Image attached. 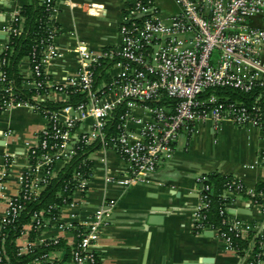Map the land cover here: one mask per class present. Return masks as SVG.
Masks as SVG:
<instances>
[{
    "label": "built area",
    "instance_id": "2783aa9c",
    "mask_svg": "<svg viewBox=\"0 0 264 264\" xmlns=\"http://www.w3.org/2000/svg\"><path fill=\"white\" fill-rule=\"evenodd\" d=\"M175 2L180 11L166 21L159 16L155 0H131L120 24L121 46L99 51L80 48L78 71L65 84L52 82L45 69V63L57 53L53 38L58 32L53 19L56 3H48L49 42L43 49L35 46L30 56L34 62L33 88L45 89V93L37 94L34 99L42 101L43 97L54 94L59 101L66 102L71 92H75L84 94L86 101L45 111L47 114L43 115L40 106L18 100L11 87L3 86L1 113L14 107H31L47 119V125L39 134L38 145L29 148L28 169L20 175V189L11 197L5 215L0 217V264H12L7 252L9 227L19 221L26 204L37 200L56 177V163H66L73 158L76 143L116 151L128 167L115 181L129 187L146 180L162 162L171 160L181 133L193 134L199 124L211 122L218 126L229 121L239 127L264 130V0ZM12 24L6 29L7 35L11 31L21 32L19 28L12 29ZM5 63V59L0 62V85L7 78L1 70ZM113 64L121 67L120 73L99 86L98 70L108 69ZM219 89L251 94L252 99L221 98L214 93ZM136 108L147 111L150 119H135ZM116 115L118 123L111 131ZM89 117L94 119L90 130L78 132L80 122ZM131 120L139 124V130L128 126ZM261 155L264 164V152ZM41 170L42 175H38ZM75 176L76 189L83 188L88 178L82 177L80 172ZM205 180L206 174L197 178L200 205L194 212V227L216 232L238 254L240 249L235 246L231 232L247 239L251 233L263 235L255 228L250 230L243 220L231 213L230 208L235 209L229 205L231 202L221 208L222 214L229 210L224 220L230 222L229 232L207 224L209 203L204 190H209L210 186L204 185ZM235 185L237 189H245L252 202L264 205L262 192L245 187L239 180ZM230 194L232 192H226V196ZM69 204L60 207L58 216L51 215L57 208L55 205L34 213L31 222L23 226L21 235L27 232L29 224L31 230L40 232L50 225L59 226L72 235V264H98L99 241L111 224L117 200L105 199L99 211L81 223L61 219L62 208ZM60 239L56 237L41 244L49 241L56 244ZM254 245L255 241L250 240L246 252ZM260 246L261 255L264 254L263 239ZM33 249L31 242L19 245L18 254H27ZM246 258L247 254L242 257L243 261ZM56 261L49 252L26 264H54ZM258 263L264 264V260Z\"/></svg>",
    "mask_w": 264,
    "mask_h": 264
},
{
    "label": "crops",
    "instance_id": "0c3cea01",
    "mask_svg": "<svg viewBox=\"0 0 264 264\" xmlns=\"http://www.w3.org/2000/svg\"><path fill=\"white\" fill-rule=\"evenodd\" d=\"M159 16L168 20L180 11L175 0H155ZM29 0H0V52L7 42L6 29ZM131 0H57L54 22L59 26L53 38L57 53L45 63L52 82L65 84L79 67L80 48L92 51L119 47L122 44L120 24ZM91 4V6H90ZM29 79L26 89H32V75L28 59L20 67ZM113 64L99 76L98 85L110 81L120 73ZM43 100H59L51 94ZM134 116L143 121L150 114L134 109ZM93 118L81 121L78 132L90 130ZM47 119L31 107L22 106L0 113V217L6 213L9 201L20 189V175L28 169V151L38 145L39 134ZM139 130L134 120L128 123ZM264 130L239 127L223 121L199 124L197 132H182L176 142L171 160L162 162L146 180L129 187L117 184L115 178L127 171L128 164L114 150L97 149L91 153V176L83 188L72 194V202L62 208L63 220L81 223L99 211L107 198L117 200L111 224L99 241L98 264H244L216 232L194 227V212L200 205L197 178L218 172L231 176L247 188H256L264 181ZM7 159L9 163H7ZM64 162H57L54 174L62 170ZM42 175V170L38 173ZM226 197L231 198L232 194ZM264 203V193L261 195ZM231 213L243 220L248 228L260 230L264 236V205L252 202L247 195H237L231 201ZM240 211V212H239ZM30 225V224H29ZM16 240L17 246L32 243L34 249L41 242L60 237L70 250L72 264V235L56 225L43 229L32 241L30 226ZM213 232V233H210ZM64 249L51 251L57 262L64 260Z\"/></svg>",
    "mask_w": 264,
    "mask_h": 264
},
{
    "label": "trees",
    "instance_id": "16d2710c",
    "mask_svg": "<svg viewBox=\"0 0 264 264\" xmlns=\"http://www.w3.org/2000/svg\"><path fill=\"white\" fill-rule=\"evenodd\" d=\"M57 0H29V3L24 5L16 17V20L12 24V29H21V32H9L5 47L0 52V62L5 59L6 63L1 65V70L7 76L3 85H0V92L3 86L11 87L14 95L18 100L28 101L37 104L42 108V114L45 115V111H56L67 105H77L80 102L86 101L84 94L71 92V96L68 101L62 102L59 100H42L36 101L34 96L37 94L45 93V89H26L25 83L29 81L26 78L20 67L25 59L29 60L30 68L34 66V62L31 61L30 56L33 48L38 46L39 49H43L48 44V38L51 33V29L48 27L50 10H48V3L52 5ZM59 29V26H56ZM105 68L98 70L99 76L105 75ZM100 80V78H99ZM72 90V89H69ZM221 92V91H218ZM230 93V92H229ZM235 98L239 99H252V95H242L238 92H231ZM1 113V111H0ZM118 123L117 115L112 119L110 130L114 131L115 126ZM76 154L73 158L66 162L59 174L50 180L48 185L42 191L40 197L32 202H29L25 206V210L22 212L21 217L17 223L9 227V238L7 242V252L12 264H26L35 257L47 254L53 250L64 249L66 252L64 260L54 264H69L70 250L66 246L64 240L60 239L58 243L53 244L51 241L42 243L38 248L32 250L27 254H18V246L16 244L17 238L21 235L22 228L25 224L30 223L34 213L46 209L50 205H55V208L51 215L58 216L60 207L64 204H69L72 201V194L78 186V180L75 176L76 172H80L82 177L89 178L92 174L93 162L90 159V155L95 150L99 149L97 145H82L76 143ZM264 152V151H263ZM237 179L231 176H224L218 172H213L206 175L204 185H209V190H204V194L207 195V201L209 203L207 209L206 223L213 225L220 229V231H228L230 228V222L226 220L229 210L225 213H221L226 203H230L235 200L237 195H247L245 189H237L235 182ZM202 184H199V188ZM257 192L264 193V181L260 182L256 186ZM232 192V197H226V192ZM248 196V195H247ZM235 231L231 232L234 244L238 247V254L244 257L247 254V258L244 260V264H259L258 261L264 260V254L262 247L260 246V240H264V236H256L255 233H251L249 238L242 235L236 236ZM41 232L37 230H31L30 238L35 241ZM250 240L255 241L254 247L246 252L250 247Z\"/></svg>",
    "mask_w": 264,
    "mask_h": 264
},
{
    "label": "rangeland",
    "instance_id": "374dc122",
    "mask_svg": "<svg viewBox=\"0 0 264 264\" xmlns=\"http://www.w3.org/2000/svg\"><path fill=\"white\" fill-rule=\"evenodd\" d=\"M218 91H221V92H218ZM231 92H235L234 90H221V89H219V90H214V93L217 95V96H219V97H221V98H223V97H225V96H231V97H233V95L232 94H230Z\"/></svg>",
    "mask_w": 264,
    "mask_h": 264
},
{
    "label": "water",
    "instance_id": "95a60500",
    "mask_svg": "<svg viewBox=\"0 0 264 264\" xmlns=\"http://www.w3.org/2000/svg\"><path fill=\"white\" fill-rule=\"evenodd\" d=\"M4 142L2 140H0V145L3 144ZM232 212H235V210H232ZM240 212V211H239ZM210 233H213L210 231ZM186 264H191V263H186Z\"/></svg>",
    "mask_w": 264,
    "mask_h": 264
}]
</instances>
